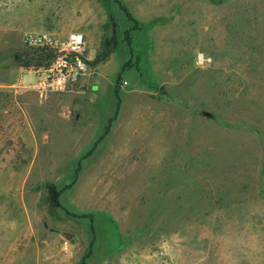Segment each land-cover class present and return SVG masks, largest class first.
Wrapping results in <instances>:
<instances>
[{"label": "rangeland", "instance_id": "obj_1", "mask_svg": "<svg viewBox=\"0 0 264 264\" xmlns=\"http://www.w3.org/2000/svg\"><path fill=\"white\" fill-rule=\"evenodd\" d=\"M121 1L131 49L112 0H0V264H264V0ZM110 17L72 90L5 86L23 31Z\"/></svg>", "mask_w": 264, "mask_h": 264}, {"label": "built area", "instance_id": "obj_2", "mask_svg": "<svg viewBox=\"0 0 264 264\" xmlns=\"http://www.w3.org/2000/svg\"><path fill=\"white\" fill-rule=\"evenodd\" d=\"M24 47L44 52L47 60L39 67H30L35 77L34 90L40 97L72 90L93 73L85 55V39L79 32H70L64 37L50 32H24ZM204 59L197 57V63Z\"/></svg>", "mask_w": 264, "mask_h": 264}, {"label": "trees", "instance_id": "obj_3", "mask_svg": "<svg viewBox=\"0 0 264 264\" xmlns=\"http://www.w3.org/2000/svg\"><path fill=\"white\" fill-rule=\"evenodd\" d=\"M112 2L118 6L119 10L125 15L126 19L129 22H132L134 25L133 28L125 31V35H124L125 36L124 41L131 49V40H132L131 32L137 29L138 23L134 20L131 13L129 12L127 7L122 3L121 0H112ZM109 19L111 21V24L110 25L106 24L104 26L103 28L104 35L101 38V42L97 49L95 57L92 61L88 63V65L92 69H96L97 67L107 63L118 47V42L115 37V31H114L116 25L114 22H112L111 17ZM108 27H112V31H110V35L106 33ZM47 58L48 56L45 55L44 52L31 49V50H25L22 53H16L14 55V62L18 66L27 69L30 67L42 66L43 63L47 60ZM46 191L51 207L53 209H62V206L59 202L61 191L57 190L52 184L46 185ZM86 258L87 256L83 258L80 264H86L85 263Z\"/></svg>", "mask_w": 264, "mask_h": 264}, {"label": "crops", "instance_id": "obj_4", "mask_svg": "<svg viewBox=\"0 0 264 264\" xmlns=\"http://www.w3.org/2000/svg\"><path fill=\"white\" fill-rule=\"evenodd\" d=\"M25 28V27H24ZM33 30H35V29H28V30H26V31H23V33L24 32H28V31H31V32H48V31H38V30H35V31H33ZM71 32H77V31H71ZM50 33H52V32H50ZM70 32H67L66 34H65V36L67 35V34H69ZM80 33V32H79ZM82 34V33H81ZM83 35V34H82ZM84 36V35H83ZM64 37V36H63ZM85 39V38H84ZM96 52L97 51H92L90 54H88L87 56V58H88V60L89 61H92L93 59H94V57H95V54H96ZM107 63H105L104 65H101V66H105ZM101 66H99V67H97L96 69H93V71H97ZM25 71V72H24ZM4 72L6 73L5 75L8 77V82L7 83H5V86L6 87H8V88H10V87H12V88H14V92H16L17 90L18 91H20V92H22L21 90H19V88H25L26 86H28V85H30L32 82H27V83H23V78H24V74L26 73V72H28V73H30L29 71H26L25 69H23V68H21V67H16V66H14V65H12V64H9V65H7L5 68H4ZM94 72V73H95ZM33 84H35V82L34 83H32V85ZM17 89V90H16ZM31 89V88H30ZM32 90V89H31ZM93 90H95V87L93 88ZM25 92V91H24ZM32 92H34L33 90H32Z\"/></svg>", "mask_w": 264, "mask_h": 264}]
</instances>
